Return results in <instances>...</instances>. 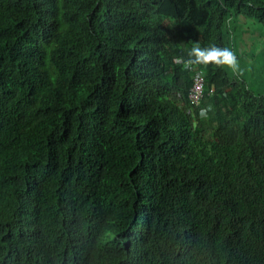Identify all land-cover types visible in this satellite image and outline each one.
I'll list each match as a JSON object with an SVG mask.
<instances>
[{"label": "trees", "instance_id": "trees-1", "mask_svg": "<svg viewBox=\"0 0 264 264\" xmlns=\"http://www.w3.org/2000/svg\"><path fill=\"white\" fill-rule=\"evenodd\" d=\"M239 15L264 31V0H0V264H264Z\"/></svg>", "mask_w": 264, "mask_h": 264}, {"label": "rangeland", "instance_id": "rangeland-1", "mask_svg": "<svg viewBox=\"0 0 264 264\" xmlns=\"http://www.w3.org/2000/svg\"><path fill=\"white\" fill-rule=\"evenodd\" d=\"M231 28L233 41L238 40L241 44L235 53L238 56L233 59L232 53H229L226 63L231 73L242 76L251 89L258 90L260 85L264 86V51L256 55L264 49L263 30L255 21L252 23L233 21Z\"/></svg>", "mask_w": 264, "mask_h": 264}, {"label": "built area", "instance_id": "built-area-1", "mask_svg": "<svg viewBox=\"0 0 264 264\" xmlns=\"http://www.w3.org/2000/svg\"><path fill=\"white\" fill-rule=\"evenodd\" d=\"M186 66L192 72V82L188 92V98L192 105L200 106L198 108V113L205 115L209 110L212 109V104L207 103L201 106L200 103L204 96V78L202 74V68L199 63L187 62Z\"/></svg>", "mask_w": 264, "mask_h": 264}, {"label": "crops", "instance_id": "crops-1", "mask_svg": "<svg viewBox=\"0 0 264 264\" xmlns=\"http://www.w3.org/2000/svg\"><path fill=\"white\" fill-rule=\"evenodd\" d=\"M235 22V21H238V23H242V22H247V23H252V22H254V21H252L251 19H248V18H246V17H244V16H241V15H239V16H237L235 19H232L231 20V23L232 22ZM262 33L264 34V31H262ZM261 33V34H262ZM236 42H237V46H238V49H239V46H240V44L241 43H239V41L238 40H236ZM254 47V46H253ZM264 47V46H263Z\"/></svg>", "mask_w": 264, "mask_h": 264}, {"label": "clouds", "instance_id": "clouds-1", "mask_svg": "<svg viewBox=\"0 0 264 264\" xmlns=\"http://www.w3.org/2000/svg\"><path fill=\"white\" fill-rule=\"evenodd\" d=\"M234 19L233 17H231L229 20H228V25H230V30L232 31V28H231V20ZM204 78V76H203ZM191 80H192V72H191ZM205 81V80H204ZM192 82V81H191ZM190 88V87H189ZM189 92V91H188ZM204 97V96H203ZM189 99V98H188ZM203 99V98H202ZM190 101V100H189ZM207 103H211V102H207ZM206 103V104H207ZM205 104V105H206ZM212 104V103H211ZM194 106V105H193ZM212 108H213V105H212ZM212 110V109H211ZM210 111V110H209Z\"/></svg>", "mask_w": 264, "mask_h": 264}]
</instances>
